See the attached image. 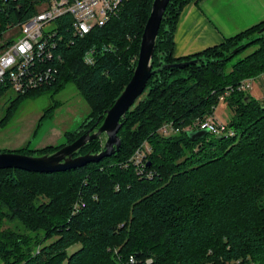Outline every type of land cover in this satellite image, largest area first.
I'll return each instance as SVG.
<instances>
[{
    "label": "trees",
    "instance_id": "16d2710c",
    "mask_svg": "<svg viewBox=\"0 0 264 264\" xmlns=\"http://www.w3.org/2000/svg\"><path fill=\"white\" fill-rule=\"evenodd\" d=\"M47 1L0 0V36L21 26ZM192 1L198 0L167 3L151 63L156 69L197 62L151 75L121 119L116 153L59 172L0 169V264H226L245 259L264 264V100L237 89L243 80L264 76V20L219 44L176 57V24ZM151 4L122 0L116 16L82 37L73 35L70 15L54 21L61 36L57 78L9 99L0 127L20 98L67 83L81 94L89 113L63 133L60 145L32 149L28 141L12 151L53 152L84 133L113 104L132 76ZM103 46L110 49L100 50ZM250 46L251 52L228 66ZM92 47L95 61L89 65L83 55ZM226 90L223 101L232 111L226 125L233 134L207 132L191 140L186 131L213 114ZM4 93L0 87V96ZM166 123L178 131L161 134ZM102 143L96 137L77 154L97 152ZM143 143L150 147L145 161L150 177L129 164ZM77 243L80 247L67 253Z\"/></svg>",
    "mask_w": 264,
    "mask_h": 264
},
{
    "label": "built area",
    "instance_id": "2783aa9c",
    "mask_svg": "<svg viewBox=\"0 0 264 264\" xmlns=\"http://www.w3.org/2000/svg\"><path fill=\"white\" fill-rule=\"evenodd\" d=\"M122 0H48L45 8L38 11L21 24L22 35L10 43L1 42L0 45V87H5V92L12 88L16 93H24L32 89L49 86L55 81L59 73L58 63L62 61L57 52V44L61 39L59 30L55 27L44 31L43 27L49 22L68 14L72 17L70 29L74 36L87 34L95 27H100L116 16L120 10ZM109 46L100 50L107 51ZM94 47L85 51L83 62L92 65L95 61ZM60 65V64H59ZM250 78L243 80L237 89L249 90ZM229 93L224 91L220 100ZM196 129H206L214 135L229 136L233 130L226 124L215 119L213 114L197 121ZM163 135L177 132L170 123L162 125L159 130ZM150 147L143 143L129 158V164L134 166L140 176L150 177L152 174L145 171L146 154ZM129 261L134 262L130 256ZM150 262V259L147 260ZM226 264H256L251 259L235 260Z\"/></svg>",
    "mask_w": 264,
    "mask_h": 264
},
{
    "label": "water",
    "instance_id": "95a60500",
    "mask_svg": "<svg viewBox=\"0 0 264 264\" xmlns=\"http://www.w3.org/2000/svg\"><path fill=\"white\" fill-rule=\"evenodd\" d=\"M168 2L169 0H152L150 13L141 34L137 60L131 78L113 104L105 109L104 113L99 115L84 133L49 153L25 154L15 151H0V169L18 168L32 172H59L78 168L116 153L121 146V139L118 135V130L122 125L121 119L142 94L151 75L165 67H184L189 63L197 62V59H192L162 64L156 69H152L151 59L155 40ZM263 29L264 26L261 30ZM186 134L191 140H195L206 135L207 130L191 129L187 130ZM101 136H104V141L99 151L77 154L86 142Z\"/></svg>",
    "mask_w": 264,
    "mask_h": 264
},
{
    "label": "rangeland",
    "instance_id": "374dc122",
    "mask_svg": "<svg viewBox=\"0 0 264 264\" xmlns=\"http://www.w3.org/2000/svg\"><path fill=\"white\" fill-rule=\"evenodd\" d=\"M54 27L55 22L52 21L44 25L43 30L49 31ZM21 35L20 26L10 27L0 36V43L5 40H15ZM253 49L254 46H250L236 54L227 62L228 66ZM262 79L256 80L262 81ZM251 87L253 90L255 84L253 83ZM16 94L14 89L9 88L0 96V119L5 115L7 101L15 98ZM88 113L89 108L86 102L72 83H67L59 90L49 88L24 96L15 104L5 123L0 127V151L17 150L28 141L32 149L60 145L65 141L63 133L75 129ZM213 116L217 121L227 124L232 117V111L226 102L221 100L215 106ZM101 139L103 142L104 136H101ZM3 228L2 226L1 229ZM50 240H45L43 244ZM79 247L80 244H74L67 249V253L70 254Z\"/></svg>",
    "mask_w": 264,
    "mask_h": 264
},
{
    "label": "crops",
    "instance_id": "0c3cea01",
    "mask_svg": "<svg viewBox=\"0 0 264 264\" xmlns=\"http://www.w3.org/2000/svg\"><path fill=\"white\" fill-rule=\"evenodd\" d=\"M263 20L264 0L192 1L179 15L173 54L176 57L192 55ZM261 78L262 81L253 80L249 88V94L257 100H264V76Z\"/></svg>",
    "mask_w": 264,
    "mask_h": 264
}]
</instances>
